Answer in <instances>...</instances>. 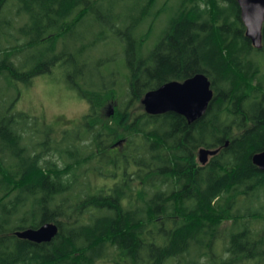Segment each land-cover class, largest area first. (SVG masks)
Returning a JSON list of instances; mask_svg holds the SVG:
<instances>
[{"label":"trees","instance_id":"obj_1","mask_svg":"<svg viewBox=\"0 0 264 264\" xmlns=\"http://www.w3.org/2000/svg\"><path fill=\"white\" fill-rule=\"evenodd\" d=\"M125 1L0 0V264L264 263V207L238 210L264 190L253 163L264 152V26L256 49L238 0ZM88 18L103 29L70 53ZM107 33L117 55L92 61ZM57 66L89 104L82 129L59 140L16 111L21 87ZM198 74L214 90L202 119L145 113L148 92ZM201 150L216 154L204 165ZM48 223L59 229L50 243L16 236Z\"/></svg>","mask_w":264,"mask_h":264},{"label":"rangeland","instance_id":"obj_2","mask_svg":"<svg viewBox=\"0 0 264 264\" xmlns=\"http://www.w3.org/2000/svg\"><path fill=\"white\" fill-rule=\"evenodd\" d=\"M179 0H175L176 6ZM126 3H135V0H126ZM132 5H127L123 10L126 14L129 13L127 7H131ZM14 5L11 6V9H14ZM172 16L170 12L168 15L164 16L161 21L158 23V29L156 32V36L149 42L148 47L153 46L154 39L156 41L161 30L166 26L169 18ZM93 18H88L87 23L83 28L78 29L73 38L69 39L67 42L70 53H75L76 49L79 48L81 44V40H83V45L87 44L89 41L93 40L95 34H99L103 28L93 23ZM109 36V40L105 43H102L93 53H91V60L95 61L98 58L110 59L115 57L118 53V46L116 43V39L112 37L111 33H107ZM83 38V39H80ZM73 41H76L74 44ZM122 52V50L120 51ZM90 55V54H89ZM34 62H31L30 65H33ZM121 65V64H120ZM68 69H73L74 65L72 61H69V66H66ZM117 67L110 63L108 66L102 67L103 73L107 76L110 73L111 69H116ZM89 71L93 70L92 65L88 69ZM68 72L63 67H55L52 74H46L40 76L35 80L29 88L21 87V96L19 100L16 102V111L18 113L26 114L32 116L36 125L39 127L42 126H51L54 128V139L59 140L60 138L72 135L77 133L79 129H82L84 117L87 115L89 111V104L82 100L76 92H74L70 87L67 86L66 80L68 79ZM107 78V77H106ZM124 84L126 83L125 78H123ZM122 86V90L119 91V96L124 97L126 92L125 88ZM20 88V86H19ZM18 90L14 89L11 93H7L4 90L2 99L5 103L10 102V96L17 97ZM142 104V103H141ZM112 108H108L111 110ZM44 128V127H43ZM67 132V133H65ZM65 133V134H64ZM200 155H197L200 162ZM209 158V157H208ZM91 174V173H90ZM91 176H94V181L98 184L102 183L101 179H98V176L93 173ZM261 207H264V190L259 192L254 198H250L247 200L241 199L238 210L241 212L257 211ZM241 224V223H240ZM239 224V225H240ZM230 223H228L225 228L230 227ZM255 227V223L252 225ZM264 227V223L260 225ZM239 227V226H238ZM243 228L242 224L240 228H235L236 230H241ZM217 251L219 253L223 252V247L218 246ZM98 264H113L112 260L107 263L100 262ZM244 264H264L260 261H249Z\"/></svg>","mask_w":264,"mask_h":264},{"label":"water","instance_id":"obj_3","mask_svg":"<svg viewBox=\"0 0 264 264\" xmlns=\"http://www.w3.org/2000/svg\"><path fill=\"white\" fill-rule=\"evenodd\" d=\"M242 20L247 29L246 37L256 49L262 48L264 26V0H238ZM214 98V90L209 78L198 74L185 82H170L157 90L148 92L142 100L145 113L151 116L175 113L183 116L189 124L202 119ZM200 163L206 164L208 157L216 152L201 150ZM253 163L264 172V152L253 157ZM58 226L54 223L42 225L37 229L17 232L22 240L35 244H47L58 235Z\"/></svg>","mask_w":264,"mask_h":264}]
</instances>
